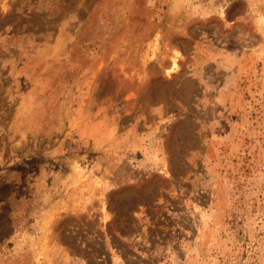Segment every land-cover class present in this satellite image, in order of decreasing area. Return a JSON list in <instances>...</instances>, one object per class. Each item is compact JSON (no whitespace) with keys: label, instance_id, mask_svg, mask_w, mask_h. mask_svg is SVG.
<instances>
[{"label":"rangeland","instance_id":"374dc122","mask_svg":"<svg viewBox=\"0 0 264 264\" xmlns=\"http://www.w3.org/2000/svg\"><path fill=\"white\" fill-rule=\"evenodd\" d=\"M0 264H264V0H0Z\"/></svg>","mask_w":264,"mask_h":264},{"label":"bare ground","instance_id":"6f19581e","mask_svg":"<svg viewBox=\"0 0 264 264\" xmlns=\"http://www.w3.org/2000/svg\"><path fill=\"white\" fill-rule=\"evenodd\" d=\"M173 61H175V58L173 59Z\"/></svg>","mask_w":264,"mask_h":264}]
</instances>
